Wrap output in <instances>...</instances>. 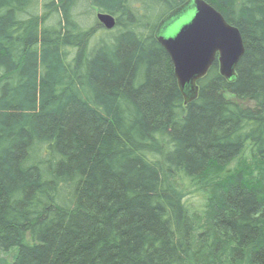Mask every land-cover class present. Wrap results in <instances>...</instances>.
<instances>
[{
  "label": "trees",
  "instance_id": "trees-1",
  "mask_svg": "<svg viewBox=\"0 0 264 264\" xmlns=\"http://www.w3.org/2000/svg\"><path fill=\"white\" fill-rule=\"evenodd\" d=\"M186 1L0 0L4 264H264V0H206L245 53L190 103L156 39Z\"/></svg>",
  "mask_w": 264,
  "mask_h": 264
},
{
  "label": "water",
  "instance_id": "water-1",
  "mask_svg": "<svg viewBox=\"0 0 264 264\" xmlns=\"http://www.w3.org/2000/svg\"><path fill=\"white\" fill-rule=\"evenodd\" d=\"M97 18L108 30L116 26V18L111 14L97 12ZM156 39L171 58L185 103L198 97V82L216 59L220 74L234 81L245 53L239 29L206 0H187L170 12L159 23Z\"/></svg>",
  "mask_w": 264,
  "mask_h": 264
},
{
  "label": "rangeland",
  "instance_id": "rangeland-1",
  "mask_svg": "<svg viewBox=\"0 0 264 264\" xmlns=\"http://www.w3.org/2000/svg\"><path fill=\"white\" fill-rule=\"evenodd\" d=\"M189 17L181 20V23L187 21ZM14 251L3 252L0 250V264L11 262L13 260Z\"/></svg>",
  "mask_w": 264,
  "mask_h": 264
}]
</instances>
